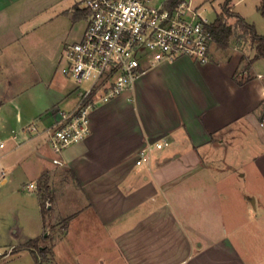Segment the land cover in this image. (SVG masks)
Returning a JSON list of instances; mask_svg holds the SVG:
<instances>
[{
  "label": "crops",
  "instance_id": "1",
  "mask_svg": "<svg viewBox=\"0 0 264 264\" xmlns=\"http://www.w3.org/2000/svg\"><path fill=\"white\" fill-rule=\"evenodd\" d=\"M60 1L0 0V118H6L0 134L11 132L13 138L16 128L30 133L28 142L18 141L2 154L13 152L16 159L10 182L32 171L36 184L47 175L53 190L60 167L74 182L54 195L61 218L55 224L71 219L56 239L52 264H264V222L259 205L248 201L264 187V158L251 157L254 188L239 184L246 174L236 173L242 164L228 156L236 123L264 117V73L258 66L264 57L245 66L236 45L238 66L229 58L214 65L190 57L156 65L94 109L89 133L57 165L46 130L81 95L64 71L57 76L55 64L69 43L41 41L44 21L55 15L44 10ZM258 1L257 8L263 0ZM72 2L62 8L86 18L82 0L75 11ZM236 3L231 0L232 10L249 22ZM251 50L249 60L257 53ZM43 89L53 93L38 95ZM9 118L15 125L10 129ZM33 124L38 131L29 129ZM163 139L169 145L153 147L150 160L137 164L142 148ZM29 159L32 169L26 170ZM36 189L41 236L50 222Z\"/></svg>",
  "mask_w": 264,
  "mask_h": 264
},
{
  "label": "built area",
  "instance_id": "2",
  "mask_svg": "<svg viewBox=\"0 0 264 264\" xmlns=\"http://www.w3.org/2000/svg\"><path fill=\"white\" fill-rule=\"evenodd\" d=\"M82 0L87 26L83 38L65 46L67 65L64 73L81 89L79 103L73 110L60 112L61 118L46 130L55 154L53 162L63 165L62 154L90 131V117L101 103L132 87L146 71L162 62L190 57L200 62L211 59L214 35L212 23L202 15L193 0ZM259 77L262 74H258ZM84 81H91L82 89ZM31 131H38L33 124ZM13 138L17 134L13 131ZM169 145L163 139L138 152L137 164L150 160L153 147ZM6 147L0 140V149ZM0 169V182L6 178ZM30 189L37 184H28Z\"/></svg>",
  "mask_w": 264,
  "mask_h": 264
},
{
  "label": "rangeland",
  "instance_id": "3",
  "mask_svg": "<svg viewBox=\"0 0 264 264\" xmlns=\"http://www.w3.org/2000/svg\"><path fill=\"white\" fill-rule=\"evenodd\" d=\"M73 1V2H72ZM239 0H233V4ZM74 4L73 8L76 5H79L81 0H61L58 4L53 7H48L44 10V13L53 11L55 15L50 20H45L41 31L44 33V38L41 41H47L49 44H58L62 43H74L78 42L83 38L86 26L87 18L76 14L71 11V9L62 8L65 3ZM164 2V0H153L152 4L158 6ZM226 1L224 0H193V4L199 6V9L202 12V15L212 22L218 13L223 12V8ZM259 4L258 0H241L236 3V10L240 11L248 17L250 23H253L258 30V33L264 35V15L257 8ZM75 11V8H74ZM45 17V16H44ZM229 22L234 26L233 35L231 37L230 45L228 48L223 49L219 47L216 43L212 46V59L208 60L207 64H216L220 61L231 60L232 64L238 66L239 60L241 59V53L239 50L234 49L236 45H240V50L242 51V56H244L245 61L243 64L247 66L249 57L253 56L252 48L255 49L251 41L250 34L241 29L237 25V19L231 17L228 19ZM43 43V42H42ZM64 45L62 46V55L57 60L55 66L58 68V74L63 71V68L67 65V59L64 56ZM255 52L257 50L255 49ZM224 57L226 59H224ZM60 60V61H59ZM198 61V60H196ZM200 62V61H198ZM58 65V66H57ZM259 70L264 73V64H259ZM56 69V68H55ZM54 69V70H55ZM64 74V73H63ZM252 75L250 72H245L244 76ZM58 78L61 76L57 75ZM70 81L74 86L78 84L72 78ZM91 85V81H84L81 84L82 89H87ZM47 92L53 93L51 90L48 91L43 89L38 95H45ZM0 122L6 124V118H0ZM260 122L264 123V117L257 118L256 122L249 121L248 118H244L240 121L239 124L236 123L235 127L237 128L236 138L229 145L230 150L228 151L229 158L236 162L240 168L236 173H245L246 176L239 180L241 186L254 184L255 188V175L254 162L251 157L259 155L260 158H264V127L260 126ZM3 123H0L4 125ZM8 128L15 126L12 118L8 119ZM235 128V129H236ZM18 139L14 140L11 136V132L5 138H2L0 134V140H3L6 144V147L0 149V169L2 167L6 170L7 178L9 179L3 185H0V264H34L33 258L30 252L26 249L19 250V247L22 246L30 238H35L39 235L40 230L37 229V221L39 218V202L37 189H30L27 183L34 182V173L28 171V176L22 175L21 177H14L15 181L10 182V177L12 175L11 166L15 164L16 159L13 158V152L11 154L4 156L2 154H7L13 147L15 143L21 142L22 144L29 141L30 133L27 131L25 133L22 129L16 128ZM37 132H33L35 135ZM17 141V142H16ZM26 141V142H25ZM228 146V147H229ZM226 149H221L220 154L225 156ZM227 156V155H226ZM32 159L26 160L23 164V168L26 170L32 169ZM31 168V169H30ZM67 173L64 168L60 167L57 173V176L52 181L53 190L51 193L53 195L54 206V195L57 194L59 188H67L68 186L72 187L74 182L72 181L70 175ZM65 179V181H63ZM1 183V182H0ZM17 185V189L14 187ZM248 201L252 204V207H255L257 203L258 216L264 222V187L262 190L256 191L253 196L248 198ZM49 203L47 204V209L44 212L46 219L50 222L46 234L48 236L54 237V241L63 234L64 230L61 228V225L53 227L60 218V212L57 210V207L53 209L49 208ZM255 210V209H254ZM65 215V214H63ZM45 234V231H44ZM39 237V236H38ZM52 239L48 241H43L41 239L40 244H47L48 246L52 245ZM111 255L107 256L108 259ZM52 264V263H50Z\"/></svg>",
  "mask_w": 264,
  "mask_h": 264
},
{
  "label": "trees",
  "instance_id": "4",
  "mask_svg": "<svg viewBox=\"0 0 264 264\" xmlns=\"http://www.w3.org/2000/svg\"><path fill=\"white\" fill-rule=\"evenodd\" d=\"M230 2L231 0H226L223 12L216 15L215 19L209 25V29L214 35L215 43L219 47L226 49L230 45L231 37L234 32V26L229 22L228 19L231 17H235L237 19V25L250 34L251 41L255 46V49L257 50L256 55L247 63V66H250L259 57H264V35L258 34L253 23L248 22L244 17L235 13L232 10ZM258 9L264 15V0L262 1ZM242 59H245L244 56L242 57ZM37 188L39 191L40 204L44 213L47 209V204L53 202V195L50 190L49 177L47 175H44L39 179ZM70 219L71 217H66L62 219L59 224H54L53 227L55 228L57 227V225H61V228L65 232L68 228ZM41 239H43V241L52 239L53 243L50 246H48L47 244H40ZM54 246V237L48 236L45 231V234L33 238L27 243L20 246L19 250L26 249L30 251L34 258V264H50L54 261L55 258Z\"/></svg>",
  "mask_w": 264,
  "mask_h": 264
}]
</instances>
